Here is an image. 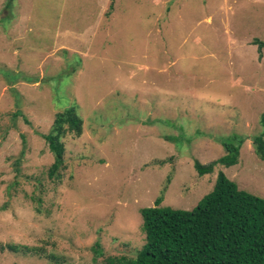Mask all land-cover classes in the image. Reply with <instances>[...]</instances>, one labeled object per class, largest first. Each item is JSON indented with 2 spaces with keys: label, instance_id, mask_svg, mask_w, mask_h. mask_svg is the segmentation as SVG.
Listing matches in <instances>:
<instances>
[{
  "label": "rangeland",
  "instance_id": "374dc122",
  "mask_svg": "<svg viewBox=\"0 0 264 264\" xmlns=\"http://www.w3.org/2000/svg\"><path fill=\"white\" fill-rule=\"evenodd\" d=\"M253 40L264 41V0H0V245L54 257L0 250V264L134 257L140 209L161 197L192 210L220 171L264 199ZM70 106L82 134L62 140L65 168L50 178L42 135ZM240 139L237 164L197 175L195 161Z\"/></svg>",
  "mask_w": 264,
  "mask_h": 264
},
{
  "label": "trees",
  "instance_id": "16d2710c",
  "mask_svg": "<svg viewBox=\"0 0 264 264\" xmlns=\"http://www.w3.org/2000/svg\"><path fill=\"white\" fill-rule=\"evenodd\" d=\"M252 43L258 44L261 57L264 41ZM82 130L75 106L55 115L50 132L42 135L54 158L48 170L50 178H60L59 172L65 168L62 140L80 137ZM243 142L240 139L237 146L224 143L225 154L207 165L195 161L197 175L211 174L217 165L228 168L237 164ZM251 145L264 161V134L252 137ZM161 201L158 197L153 207L140 209L144 243L135 256H109L103 264H264V199L240 190L223 172L217 173L212 191L192 210L162 207ZM98 249L95 254L101 256ZM0 250L54 259L39 247L6 244L0 245Z\"/></svg>",
  "mask_w": 264,
  "mask_h": 264
}]
</instances>
